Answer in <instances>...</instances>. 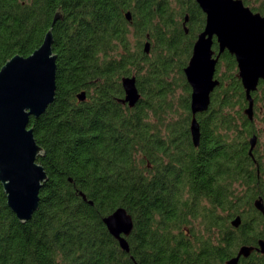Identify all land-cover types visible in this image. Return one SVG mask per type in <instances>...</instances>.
<instances>
[{"label":"trees","instance_id":"trees-1","mask_svg":"<svg viewBox=\"0 0 264 264\" xmlns=\"http://www.w3.org/2000/svg\"><path fill=\"white\" fill-rule=\"evenodd\" d=\"M243 2L264 15V0ZM56 11L55 98L29 120L48 179L24 222L0 183V264H222L242 244L256 246L264 238L254 206L264 203V79L248 119L235 57L224 50L219 84L196 114L195 146L183 71L205 23L195 0H0V66L38 47ZM132 74L141 96L128 106L118 99L121 77ZM118 206L133 218L128 252L102 221ZM238 264H264V255L254 249Z\"/></svg>","mask_w":264,"mask_h":264},{"label":"water","instance_id":"water-1","mask_svg":"<svg viewBox=\"0 0 264 264\" xmlns=\"http://www.w3.org/2000/svg\"><path fill=\"white\" fill-rule=\"evenodd\" d=\"M205 15L203 29L197 34L192 52L183 68L190 86V134L192 143L200 141V128L196 114L205 111L210 103V95L219 84L214 76L220 54L227 50L234 55L237 76L245 90L247 106L244 113L253 118V98L259 80L264 79V15L253 11L243 0H195ZM127 19L130 12L125 13ZM62 17L56 11L50 27L46 30L41 44L28 55L14 54L0 66V183L6 195L9 208L24 222L38 209L39 191L48 175L38 157L44 155L29 125L30 117H39L55 98L56 54L53 51L52 28ZM187 19V17L185 18ZM216 42L217 50L213 48ZM150 48L149 40L143 44L144 52ZM123 96L121 103L133 106L141 94L136 85V77H121ZM85 92L77 93L79 100L85 99ZM256 135L250 138L252 151ZM83 199L84 193L80 192ZM89 203H92L88 200ZM254 206L262 213L264 203L261 197L254 200ZM109 233L120 247L128 252L126 236L133 228V218L123 207L118 206L102 219ZM232 225L240 223L235 216ZM254 249L264 255V238L257 245L242 244L235 255L222 264H238L241 257H247ZM133 264H139L134 260Z\"/></svg>","mask_w":264,"mask_h":264},{"label":"rangeland","instance_id":"rangeland-1","mask_svg":"<svg viewBox=\"0 0 264 264\" xmlns=\"http://www.w3.org/2000/svg\"><path fill=\"white\" fill-rule=\"evenodd\" d=\"M255 4L257 3V2H254ZM247 6H249V5H247ZM250 7V6H249ZM258 124V123H257ZM258 126H259V124H258Z\"/></svg>","mask_w":264,"mask_h":264},{"label":"flooded vegetation","instance_id":"flooded-vegetation-1","mask_svg":"<svg viewBox=\"0 0 264 264\" xmlns=\"http://www.w3.org/2000/svg\"><path fill=\"white\" fill-rule=\"evenodd\" d=\"M254 114V113H253Z\"/></svg>","mask_w":264,"mask_h":264}]
</instances>
